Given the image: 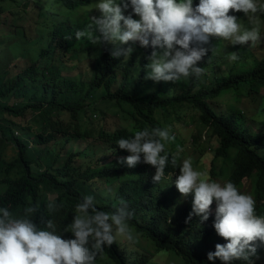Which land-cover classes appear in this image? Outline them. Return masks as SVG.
<instances>
[{
    "label": "trees",
    "instance_id": "trees-1",
    "mask_svg": "<svg viewBox=\"0 0 264 264\" xmlns=\"http://www.w3.org/2000/svg\"><path fill=\"white\" fill-rule=\"evenodd\" d=\"M21 1L23 13H27L26 8L31 9V29L35 35L32 42L27 41L25 50L35 44L37 58L17 73L10 71L9 64L0 62V116L23 119L30 115L37 133L14 136L10 125L19 127V124L2 120L5 125H0V155L11 142L17 148V157L10 163L0 160L5 175L0 206L22 215L26 207L35 205L33 218L41 226L51 219L57 230H61L72 221L75 206L83 196L92 194L97 207L106 211H113L119 198H123L133 212L129 221L131 229L149 241L157 252L173 254L182 264H220L218 259L207 261L206 256L215 250L217 243H226L212 226L214 208L210 206L209 219L200 225L195 216L186 222L192 194H188L184 204L171 209L168 197L163 194L167 187L165 182L153 183L154 167L143 162L132 168L118 163V159L128 153L119 149L116 142L145 127H168L172 135L176 124L190 120L200 128L199 139L206 130L216 139L218 148L214 152L212 176L220 175L225 182L232 181L240 191L243 183L250 181L256 212L264 215V57L255 60L243 45H233L239 59L228 68L227 74L218 73L216 69L232 52H227L226 40L210 37L205 45L208 52L198 62L205 69L199 78H182L176 83L153 82L144 78V65L148 63L151 48L135 44L131 56L125 60L123 56L110 55L116 47L112 44H92L88 36L76 37L77 31L85 30L92 23L91 17L99 16L98 9L92 8L95 0ZM8 2L16 4L18 0H0V4ZM195 3L198 0H194ZM228 14L240 20L243 17V12L232 9ZM259 15L264 22V12ZM17 18H22L18 11L14 19ZM16 33L19 40L26 39L25 29H18ZM54 56L61 65L84 61L85 76L80 75L84 71L75 77L65 75L61 65L52 63ZM43 58L47 62L37 65ZM2 60L6 61V57ZM228 93L235 95L237 104L241 103V96L250 100L254 107L252 116L236 109L228 116L217 115L209 103ZM109 113L118 121L121 116L133 129L118 127L111 132L94 125L96 119L102 120ZM61 117H68L71 122L64 125L59 120ZM32 126H26L23 132L31 131ZM79 140L93 145L83 152L70 153L68 146ZM61 143L65 154L61 152L40 164L34 147L48 151ZM175 143L174 139L165 147L170 157L165 172L173 174L172 178L179 174L180 163L178 159L175 165L171 163L173 154L167 146ZM111 149L115 151L109 153ZM103 154H111V161L101 164L99 160L95 168L79 165L83 159L99 158ZM220 162L224 163V168L217 174ZM253 243L257 250L251 261L260 264L257 259L264 243ZM152 259L151 254L140 248L129 250L128 243L118 236L113 245L97 256L96 264L104 260L112 264H149ZM235 264L246 262L238 260Z\"/></svg>",
    "mask_w": 264,
    "mask_h": 264
},
{
    "label": "clouds",
    "instance_id": "clouds-1",
    "mask_svg": "<svg viewBox=\"0 0 264 264\" xmlns=\"http://www.w3.org/2000/svg\"><path fill=\"white\" fill-rule=\"evenodd\" d=\"M92 8L99 16L76 37L88 36L92 44L109 43L116 47L110 55L127 60L134 51L133 45L151 48L144 65L145 79L153 82L176 83L182 78H199L205 69L198 64L208 52L205 45L210 37H220L233 45H246L260 41L262 33L257 13L264 12L261 0H95ZM131 11L125 15V11ZM241 11L247 17L245 27L229 10ZM135 14L138 18H133ZM127 44L121 48L118 45ZM236 61V52L230 54ZM168 127H145L134 135L120 138L116 143L128 155L118 163L135 167L146 163L154 167L153 183H173L178 192L192 194L191 211L199 225L209 219L210 205L215 201L213 228L226 243L215 245L207 261L235 264L243 260L252 264L256 254L255 241L264 243V215L257 214L256 201L238 190L232 181L218 182L193 167L190 158L179 166V175L172 180L166 175L169 154L166 143L174 141ZM111 149L109 153L114 152ZM176 155L171 163L176 164ZM111 192V189L109 190ZM72 221L57 230L51 219L38 223L33 214L37 206H28L22 215H15L8 207L0 206V264H96V258L117 237L132 241L134 236L129 221L133 216L126 200L119 198L113 211L97 207L92 194L82 197L75 206ZM70 233V236H65Z\"/></svg>",
    "mask_w": 264,
    "mask_h": 264
},
{
    "label": "rangeland",
    "instance_id": "rangeland-1",
    "mask_svg": "<svg viewBox=\"0 0 264 264\" xmlns=\"http://www.w3.org/2000/svg\"><path fill=\"white\" fill-rule=\"evenodd\" d=\"M45 0H41L43 3ZM261 3L264 4V0H261ZM22 1L18 0V2L15 3H2L0 4V41L2 42V46L0 47V62L1 65H4L5 63L9 64L10 71L12 70L13 73L19 72L24 66L28 64L30 60L33 58H37V52H38V46H35V44H32L31 47H29L28 51L25 50L27 46V41L33 40L35 37L32 29H31V23H32V15H31V9L30 7L26 8L25 11L27 13L22 12ZM20 12V15L22 16L21 19H14L15 18V12ZM131 11V8H129L127 11H125V15H127ZM260 13H257V16L259 17V28L262 33V37H264V22L260 18ZM134 18H137L135 14H133ZM242 23L245 27L249 26V22L247 20V17L243 13V17L241 19ZM18 29H25L27 31L26 39L19 40L17 38L16 30ZM31 29V30H30ZM136 45L139 46L138 43ZM120 47V46H119ZM225 47L227 49V52H234L233 44L226 40L225 41ZM244 48L248 49L251 54L253 55V59L255 60H262L264 57V38H262L260 41L255 43H249L246 45H243ZM114 48V47H113ZM112 48V50H113ZM226 52V51H225ZM6 57V61L2 60V57ZM44 62H47L45 58L41 59L37 65L43 64ZM84 61L78 60V62H71L68 61L65 63V65H61V62L56 60V56H54V59L52 60V63L61 65L60 68L62 69L63 73L69 77H75L78 75L79 72H83L80 75L83 77L85 76L86 63H83ZM68 65V66H66ZM228 65V66H227ZM234 65V61L228 60L224 61L219 69H216L218 73L221 74H227L228 68H231ZM260 93H263L261 91ZM242 101L240 104H237L235 102V95L232 93L225 94L221 96L216 101L210 102L209 105L211 106L212 110L215 111L217 115L220 116H228L233 113V111L236 110H244L252 116L254 107L250 104V100H247L245 96H241ZM121 121H118V118H113L111 116V113H109L105 118L96 119V123L94 124L96 127L99 128H105L107 131H115L118 127H126L127 129H133V125L129 122H125L122 120V117L119 116ZM6 120L8 122L15 121L17 124H19V127H13L11 128L13 130L14 136H34L37 131L35 129L30 120V115H27L23 119L18 118H12L8 116L1 117L0 116V125H5V123L2 120ZM64 125H68L71 120L68 117H61L59 119ZM100 120V121H99ZM8 124V123H6ZM31 125L32 130L31 131H24L26 129V126ZM176 130L173 131L172 135L175 137V145L169 144L167 148L172 152L173 155H176L177 159L179 160L180 165L182 164L184 159L190 158L193 167L201 172H204L207 174L208 178L218 181V182H225V179L222 178L220 175L213 177L212 176V163L214 159V152L218 148L216 139L212 137L210 132L206 130L203 132L199 139V129L198 125H192L190 123V120H187L186 124H176ZM22 128V129H20ZM244 129H246V126H244ZM196 138L199 140L196 141ZM7 146L4 148L0 155V160L5 163L12 162L17 157V148L15 144L8 143ZM93 145L92 142L85 141V140H79V141H73L69 146L68 149H70V153H78L83 152L86 150V148ZM64 144L61 143L60 146L44 150L42 147H34V151L39 153V156L36 157L37 160H39L40 164H43L46 159H51L54 156H58V154H61ZM31 148L33 146L31 145ZM67 149V148H66ZM54 151V154L53 152ZM65 154V152H62ZM112 155L103 154L99 158L98 156L91 157L89 159H83L79 162L80 166L85 167L86 169L88 167L95 168L99 166V160H101V164L107 161H111ZM224 168V163L220 162L217 164V174L220 173V170ZM179 175V174H178ZM5 178L4 175V169L0 168V189L2 188V182ZM176 178V177H175ZM173 177L172 180H175ZM166 185V183H165ZM241 192L250 194L253 197L252 193V185L250 181H245L243 183V187L241 189ZM166 194V197H168V203L170 204L171 209H175L177 206L184 204L187 201L188 194L186 196L182 195L178 192L177 188L173 183L167 184V187L163 190V194ZM162 194V195H163ZM164 201V199L162 198ZM215 210V201H213V204L210 205ZM132 234L134 236V239L132 241H128L127 239L120 237V239L124 240V243H128V249L131 251H135V247L140 248L149 254L153 256L152 261L149 264H182L181 260L177 258L173 254L163 253V252H157L155 247L146 239H144L142 236H139L135 234V232L131 229ZM257 263L264 264V249L262 253H260ZM102 264H112L108 260H104Z\"/></svg>",
    "mask_w": 264,
    "mask_h": 264
}]
</instances>
